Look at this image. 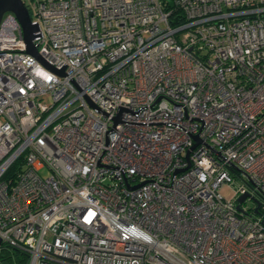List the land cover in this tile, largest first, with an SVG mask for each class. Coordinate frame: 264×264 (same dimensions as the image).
I'll return each mask as SVG.
<instances>
[{"label":"built area","instance_id":"obj_1","mask_svg":"<svg viewBox=\"0 0 264 264\" xmlns=\"http://www.w3.org/2000/svg\"><path fill=\"white\" fill-rule=\"evenodd\" d=\"M21 2L38 58L4 12L0 247L264 264V0Z\"/></svg>","mask_w":264,"mask_h":264},{"label":"water","instance_id":"obj_2","mask_svg":"<svg viewBox=\"0 0 264 264\" xmlns=\"http://www.w3.org/2000/svg\"><path fill=\"white\" fill-rule=\"evenodd\" d=\"M4 12H10L14 15L21 29L22 38L26 47V52L29 55L38 58L36 49L31 45V40L33 38L32 34L36 30V27L30 23L28 13L25 7L23 6L21 0H0V17ZM57 73L61 74V71H58ZM117 121L118 119L115 118V123ZM193 139L196 145L197 137L194 136ZM195 145L191 149H193ZM245 197L246 195L240 196L237 199L238 203H242Z\"/></svg>","mask_w":264,"mask_h":264},{"label":"trees","instance_id":"obj_3","mask_svg":"<svg viewBox=\"0 0 264 264\" xmlns=\"http://www.w3.org/2000/svg\"><path fill=\"white\" fill-rule=\"evenodd\" d=\"M183 22L182 17H178L177 19L175 18L174 22H172V25H175L177 22ZM10 256H13L14 259L17 260L19 264H26L27 262V257L26 255H23L21 253L16 252L15 250H12L7 247H0V262L6 263L7 261L10 260Z\"/></svg>","mask_w":264,"mask_h":264},{"label":"rangeland","instance_id":"obj_4","mask_svg":"<svg viewBox=\"0 0 264 264\" xmlns=\"http://www.w3.org/2000/svg\"><path fill=\"white\" fill-rule=\"evenodd\" d=\"M167 1L170 2V3L172 2V0H167ZM40 174H41V176H45L46 175L45 172H41ZM234 184L235 185H240L241 184V180L240 179H235L234 180ZM219 193L224 199H230V197L232 196L231 191L229 190V187H222L219 190ZM0 264H19V263L17 262L16 259L13 258V256H10V260L9 261H7L6 263L0 262Z\"/></svg>","mask_w":264,"mask_h":264}]
</instances>
